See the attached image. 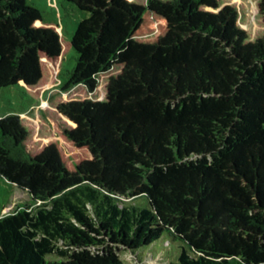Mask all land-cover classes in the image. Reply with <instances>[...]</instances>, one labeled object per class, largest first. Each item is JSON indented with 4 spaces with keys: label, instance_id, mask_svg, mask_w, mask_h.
<instances>
[{
    "label": "trees",
    "instance_id": "1",
    "mask_svg": "<svg viewBox=\"0 0 264 264\" xmlns=\"http://www.w3.org/2000/svg\"><path fill=\"white\" fill-rule=\"evenodd\" d=\"M65 1L89 12L69 40L0 0V89L49 90L0 117V176L31 200L0 217V264H123L160 240L169 264H264V0L244 21L219 0Z\"/></svg>",
    "mask_w": 264,
    "mask_h": 264
},
{
    "label": "rangeland",
    "instance_id": "2",
    "mask_svg": "<svg viewBox=\"0 0 264 264\" xmlns=\"http://www.w3.org/2000/svg\"><path fill=\"white\" fill-rule=\"evenodd\" d=\"M144 2L145 0H135ZM221 6L225 4L233 5L240 13V19L245 20L255 13L256 0H219ZM28 5L34 6L40 10L43 20L57 24L62 36L69 40L76 28L78 22L89 17V12L80 10L65 0H26ZM75 66V52L70 50L64 57L61 66V78L65 73ZM63 83V79H59L58 87ZM49 90L42 93L38 102H32L24 95L23 89L19 86H11L0 89V117L7 115H21L31 111L35 106H39L45 102ZM126 202L128 200H125ZM31 204V200L26 191L19 189L11 184L2 176H0V217L15 210L16 206ZM168 241L160 240L156 247H166L168 251L158 252L155 249H149L143 252L134 253L120 247L116 249V254L123 264H169L174 257L167 253L171 249Z\"/></svg>",
    "mask_w": 264,
    "mask_h": 264
}]
</instances>
